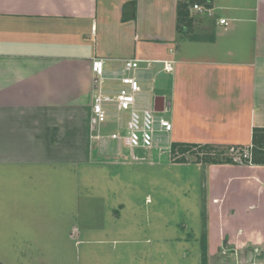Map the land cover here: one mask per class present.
Listing matches in <instances>:
<instances>
[{
    "label": "crops",
    "instance_id": "1",
    "mask_svg": "<svg viewBox=\"0 0 264 264\" xmlns=\"http://www.w3.org/2000/svg\"><path fill=\"white\" fill-rule=\"evenodd\" d=\"M196 3L212 7V16ZM96 57L111 78L125 59H139L140 83L165 97L173 127L156 148L252 150L254 130L264 129V0H0V264H64L68 168L89 171L76 176L75 217L84 199L104 206L101 224L84 226L92 241L116 243L122 239L112 234L129 229L119 226L125 207L105 206L108 191L82 189L84 179L120 176L105 169L118 162L108 161L109 135L92 129ZM257 142L258 163L171 157L200 171L197 239L208 264H264V135Z\"/></svg>",
    "mask_w": 264,
    "mask_h": 264
},
{
    "label": "rangeland",
    "instance_id": "2",
    "mask_svg": "<svg viewBox=\"0 0 264 264\" xmlns=\"http://www.w3.org/2000/svg\"><path fill=\"white\" fill-rule=\"evenodd\" d=\"M116 85L112 80H106L104 83L105 88ZM140 85L145 103L153 104L156 92L150 90L151 84ZM147 90L149 91L146 92ZM120 116L126 120L128 113L122 112ZM158 116L167 117V110L158 112ZM99 129L95 132H100L105 138L117 130L122 135L126 134L125 127H119L116 114L109 116ZM107 142V157L110 159L108 161L118 162H112L113 165H107L105 169L112 174L119 173L120 176L111 181L84 179L82 189L84 193L94 191L100 195L108 191V194H105V206L117 209L125 207L121 212L123 223L119 226L129 229L123 230L121 236L112 234L113 237L122 239L116 243L104 245L92 241L84 226L101 224L100 218L104 215L101 210L104 206L97 201L87 204L88 199H84L81 207L84 206L78 213L81 219L75 217L70 198L73 197L75 188L79 190L76 176L82 175L83 178L89 171L86 173L78 168L71 171L68 168L67 206L68 215L71 217H68L66 229L64 264H202L203 258L199 251L201 242L197 239L201 232L197 225L202 211L197 182L200 171L195 165H173L171 157L178 160L187 155L189 160L198 161L199 157L203 158L208 154L220 159L229 157L234 162V157L241 154L222 147L210 150L193 147L184 154L178 149V152L173 154L171 149L169 151L168 148L160 147L136 148L134 158L126 141L120 147L117 140L109 139ZM124 156H127V160ZM116 199H123L120 202H123L124 206H118ZM113 213L114 210L112 216ZM104 221L108 223L107 226L111 224L106 219ZM73 227L78 228L72 229Z\"/></svg>",
    "mask_w": 264,
    "mask_h": 264
},
{
    "label": "built area",
    "instance_id": "3",
    "mask_svg": "<svg viewBox=\"0 0 264 264\" xmlns=\"http://www.w3.org/2000/svg\"><path fill=\"white\" fill-rule=\"evenodd\" d=\"M193 8L197 12L206 13L209 16L213 14V8L208 5L196 3ZM219 23L228 24L224 18H221ZM93 31H95V28H93ZM139 63L140 60L137 58L125 59L119 76L112 78L106 74L104 58L96 57L91 63V71L94 76L92 129H99L108 120L109 116L116 114L118 125L120 128L125 127L126 134L122 135L117 130L111 133L109 137L117 140L120 145L126 141L134 158H136L134 154L136 148H156L158 135L163 132H170L173 127L167 117L158 116L154 103L150 105L145 103L144 98H141L142 87L136 76ZM165 70H173L171 62L165 63ZM106 80H116L121 85L116 89L114 86L105 88L104 83ZM122 112L128 113L126 120L120 116ZM101 136L103 135L100 133L96 135L97 138H101ZM230 150L241 154L238 157H234L235 162H251V147H231ZM124 158L127 160V156H124Z\"/></svg>",
    "mask_w": 264,
    "mask_h": 264
},
{
    "label": "trees",
    "instance_id": "4",
    "mask_svg": "<svg viewBox=\"0 0 264 264\" xmlns=\"http://www.w3.org/2000/svg\"><path fill=\"white\" fill-rule=\"evenodd\" d=\"M188 4H181L180 5V10H179V22H180V28H184L186 24L184 23H187L188 20H187V17L189 16V13H188ZM261 135H264V129H255L254 130V148H252V160L251 162L253 163H258L259 161H261L263 159V157H258L257 154H260L262 155L263 152L261 150V148L258 147L257 145V139H258V136H261ZM193 147H202L203 150H210V149H213L215 147H222V148H230V147H224V146H216V145H210V144H193V143H173L171 145V152L173 154L177 153L178 152V149H179V152L181 153H186L187 151L190 150V148H193ZM239 148H242V147H239ZM177 160V158H175ZM198 161H203V162H206V163H229V162H233V159L232 158H224V159H220L219 157L217 156H211V155H205L203 158H198ZM177 162H186V159L184 157H181L177 160ZM202 247H203V250H204V256H203V262L202 264H208L207 263V257H206V243H205V240H203L202 242Z\"/></svg>",
    "mask_w": 264,
    "mask_h": 264
},
{
    "label": "water",
    "instance_id": "5",
    "mask_svg": "<svg viewBox=\"0 0 264 264\" xmlns=\"http://www.w3.org/2000/svg\"><path fill=\"white\" fill-rule=\"evenodd\" d=\"M154 108L158 112L165 111V97L164 96H156L154 100Z\"/></svg>",
    "mask_w": 264,
    "mask_h": 264
}]
</instances>
